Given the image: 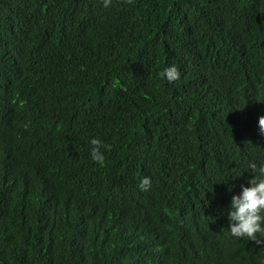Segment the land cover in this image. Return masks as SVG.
I'll return each mask as SVG.
<instances>
[{"label": "trees", "instance_id": "1", "mask_svg": "<svg viewBox=\"0 0 264 264\" xmlns=\"http://www.w3.org/2000/svg\"><path fill=\"white\" fill-rule=\"evenodd\" d=\"M5 43L1 121L52 158L0 149V264H264L211 218L264 162V0H0Z\"/></svg>", "mask_w": 264, "mask_h": 264}, {"label": "clouds", "instance_id": "2", "mask_svg": "<svg viewBox=\"0 0 264 264\" xmlns=\"http://www.w3.org/2000/svg\"><path fill=\"white\" fill-rule=\"evenodd\" d=\"M124 2L131 4L133 0H124ZM111 6L112 0H103L104 8ZM11 45V43H5L0 46V61H3L1 65L8 62H15V58L10 52ZM159 75L169 83L180 78V72L175 65L165 67ZM10 108L11 103H9L7 108L9 110L7 114L10 113ZM4 116L6 115L0 117V149L7 158L25 152L26 154L23 156L33 152L42 153L44 155L42 163L52 158L48 154V145L43 143L34 133V122L28 129L20 130L16 122L12 124L2 122L1 119ZM25 127H28V125L26 124ZM258 128L259 133L264 135V115L259 116ZM89 143L92 145L90 149L91 159L103 165L105 155L102 149L110 151L111 145L104 143L99 138H92ZM248 168L254 174L249 180L250 186L241 185V192L232 196L228 210V219L227 217L224 219V214L219 209L220 202L216 208L222 215V218L213 217L212 215L211 218L220 222L224 221V225L221 227L223 235L230 233L237 238L247 237L257 244H264V162L258 165L255 161H250ZM138 187L142 191H148L151 187V178L147 176L142 177ZM229 190L231 191V188Z\"/></svg>", "mask_w": 264, "mask_h": 264}]
</instances>
